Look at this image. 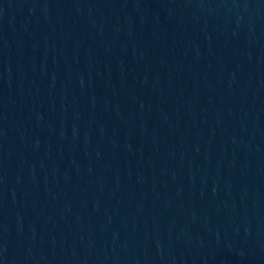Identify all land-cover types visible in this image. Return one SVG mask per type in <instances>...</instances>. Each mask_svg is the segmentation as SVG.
<instances>
[{
    "label": "water",
    "instance_id": "obj_1",
    "mask_svg": "<svg viewBox=\"0 0 264 264\" xmlns=\"http://www.w3.org/2000/svg\"><path fill=\"white\" fill-rule=\"evenodd\" d=\"M0 264H264V0H0Z\"/></svg>",
    "mask_w": 264,
    "mask_h": 264
}]
</instances>
